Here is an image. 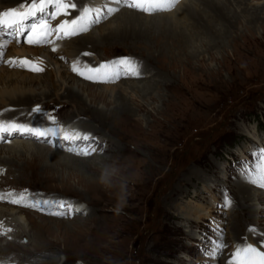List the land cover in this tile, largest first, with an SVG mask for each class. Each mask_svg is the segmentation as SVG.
Masks as SVG:
<instances>
[{
    "label": "rangeland",
    "instance_id": "374dc122",
    "mask_svg": "<svg viewBox=\"0 0 264 264\" xmlns=\"http://www.w3.org/2000/svg\"><path fill=\"white\" fill-rule=\"evenodd\" d=\"M3 1L13 7L22 2H30ZM244 1L238 0L239 10H258L261 18L259 23L249 28L245 24L240 26L238 33L231 35L222 49L207 52L200 48V54L192 62L182 59L180 64L173 66L168 50L160 54L156 51L149 53L144 46H108L112 48L114 55L130 57L134 54L142 59L137 58L143 65L145 59L151 60L153 71L136 80L152 81L157 73H162V78L174 85V88L168 89L162 86L161 94L155 92L157 100H151L145 92L141 93L142 90L137 88H130L123 93L131 109L136 110L137 114V106L140 105L145 106L149 112L137 115L140 119L138 127L115 125L112 121L110 127L107 125V129L102 128V134L112 137L111 142H115L113 145L127 147L128 154H117L118 151L113 147L103 152L99 148L103 142L102 135L92 137L98 149L95 152L98 155L95 158H99L98 166H86L84 169L79 164L70 165L52 176L45 175V168L40 166L37 159L46 160L47 157L40 156L38 152L37 155L33 154L36 159L32 162L19 152L16 156L23 157H11L9 160V156L0 151L1 161H10V165L19 173L23 172L22 175L13 173V183L28 190L31 196H45L48 200L56 197L70 201L72 205L83 204L87 208L86 211L74 214V217L69 215L58 218L46 214L45 211L25 207L17 210L22 211L23 217L27 218L24 227L22 226L24 229L18 224L15 225L17 216L7 217L0 214V223L3 222L0 225L5 231L4 239L0 241V244L4 243L1 244V258H10L15 264L20 261L22 264H31L36 255L52 250L61 255L58 264H226L227 257L239 244L237 239L244 238L237 237L233 230L237 221H245V230L258 226L257 221L264 227V217L261 218V214L256 213L252 219H247V215H240V204L244 207L247 204L242 202L243 197L237 190L242 189L244 184L262 189L244 179L242 165L245 162L251 163L253 154L264 149V0ZM104 2L105 0L98 1L93 5L101 7ZM180 3L181 0L171 10L153 14L171 13L178 9ZM125 8L127 7L122 9ZM115 14L117 12L98 23L100 25L96 24L87 32L67 38V41L72 43L77 38L82 39L111 20ZM60 17L53 22L57 23ZM64 17L76 16L70 12V15ZM4 39L10 40V44L15 43L13 39ZM16 44L18 49L27 45L21 40ZM148 45L153 46V42ZM16 53L14 47L7 45L5 58L13 55L19 59ZM97 53L103 56L102 48ZM86 56L89 57L90 54ZM122 56H104L100 64L118 60ZM94 59L99 63L97 58ZM71 62L63 60V64L50 66V70L44 69L42 72L24 70L39 77H48L51 73V76L56 77L55 69L64 68V65L71 67ZM70 67V70L64 68L62 74L74 73ZM1 69L2 65L0 71ZM169 75L171 78H168ZM5 76L6 74L3 75ZM126 79L128 78H121L114 83L86 82L96 88L104 86L111 89L115 86L118 89L121 88V80ZM70 84L73 82L70 81ZM32 86L34 90H46L41 82ZM82 94L89 104L90 96L88 98L86 92ZM51 103L57 106L60 101L54 100ZM68 105L63 111L66 117L76 115L77 112H81L84 117L91 114L90 110L84 113V108L78 102ZM47 106L49 108L48 103L41 108L40 114L52 115ZM93 107L102 109L103 104L99 101ZM46 118L40 120L44 126L49 124ZM82 119L87 121L83 117ZM60 120H56L55 124L51 123L52 126L62 125ZM78 128L86 131L80 126ZM26 141H30L29 145L34 142L29 139ZM5 144L8 142L1 146ZM100 163H115L121 167L122 176L127 183L123 202L118 201V188L104 187L98 190L94 186L95 182L100 183ZM239 184L242 185L239 187ZM225 193L232 201L227 208L221 206ZM262 206L257 205L256 208ZM10 208L7 204H0L2 211ZM100 223L104 224L105 229L94 230L96 224ZM7 229H11L13 233ZM23 231L30 235L24 236ZM221 232L226 247L217 259H210L205 255V250L210 247L209 242L216 240ZM33 239L34 245L29 246ZM7 240H14L16 244L8 243L5 246Z\"/></svg>",
    "mask_w": 264,
    "mask_h": 264
},
{
    "label": "bare ground",
    "instance_id": "6f19581e",
    "mask_svg": "<svg viewBox=\"0 0 264 264\" xmlns=\"http://www.w3.org/2000/svg\"><path fill=\"white\" fill-rule=\"evenodd\" d=\"M98 1H102V0H74V2L77 4V9L76 10L70 9L69 12H72L73 16H77L76 14H78L79 10L82 9L84 6H92L94 3L96 5ZM244 3L246 2L244 1ZM8 5L9 4L8 3L6 4L5 1L3 0L0 1V9L2 8L8 9L10 7H13ZM110 6H115V5H110ZM237 6H239L238 0H185V1L181 0V3L177 10L171 13L164 12V14H147V13L145 14L143 12L140 13V11L138 13L137 10L129 9L128 7L125 8L127 10L125 9L123 10L122 8L124 7H121L120 10L117 12V14H115V16H113V18L109 20L107 23L102 24L100 27L97 28V30H94L93 32L83 37L82 39L77 38L76 41L72 43L69 42L70 40L67 41V39L66 41H62L63 39H56L54 34L53 37H51V39L53 40V44L51 45H43L41 47H31L34 45L31 46L28 44L26 45L23 36L19 38V42L21 40L23 44L26 45L25 47L18 49L16 41L15 43L10 44L11 43L10 40L7 45L11 46L12 48L14 47L16 49L17 52L16 54L19 57V59L34 60L38 63V65L42 66L45 70H50V66H54V65L59 66L60 64H63L62 63L63 60H68V62L72 61L71 65L73 62L78 60L80 62L78 67H82L83 65L87 64L92 68H96L100 65L101 60L103 59L102 57L104 56H108L109 58L111 57L118 58L122 56V55H114L112 48L108 47L112 45H120L127 47L144 46V48H146V50L149 53L156 51L160 54L164 53L165 50H168L169 54L171 55V59H172L171 62L173 63V66H175L177 64H180V61L182 59L188 60V62H192V59H194V57H197L200 54V48H204V50L207 52H210L213 49L224 48L225 43L229 39V37L233 34H237L238 30H240L239 27L243 26V24H245V26L249 28V27H254L259 23L261 18L258 10H254L252 12L245 10L240 11L239 10L240 7ZM73 18L75 17L65 18L64 16H61L59 18L58 23H60V21L64 19L71 20ZM30 22L31 21H29V23ZM10 31L11 30L5 31L3 39L4 38L13 39L8 35ZM151 41L153 42V46L148 45V43L149 42L151 43ZM53 47L56 48L55 52L52 51ZM99 48H102L103 56L98 55L97 51ZM152 48L155 49L153 50ZM84 53H88L90 54V56L87 57L86 55H84ZM136 54L138 55V53ZM10 57L11 59L14 58L13 55H8L5 58V60H9ZM94 58H97L98 59L97 61H99V63H96V60ZM130 58H133L136 61H138V59H141L139 57L134 56V54L133 56H130ZM138 62L140 64L141 75L139 77L121 75V78H128V79L124 81L121 80V82L119 83L121 88L118 89L115 86L111 89H108L107 87L104 86H98L96 88L95 86H93V84L87 83L86 79L79 76L78 74L74 75V73L72 72L70 74L69 73L62 74L64 68L66 70H70L69 69L70 66L67 68L66 65H64V68L62 67H58L56 69L54 68L55 69L54 73L57 74L56 77L51 76L52 73L50 75H47L48 77H39L33 75L32 73L25 72L23 68L21 69H23L24 71L21 69H16L14 66H10L8 63L2 64L3 69H1L0 71L1 72L0 85H2L3 87H0V120L17 121L29 125L41 126L42 124L40 120L46 118V115L44 114L45 115L44 116L40 113L34 114L32 110L36 106L42 108L44 105H47L48 103L49 108L47 106L48 108L47 110L50 109L53 115L59 117V119H61L60 121L62 125H67L70 128L75 127L74 130L71 129L70 131H79L83 134H89L91 137H98L102 135L101 139L103 140V142L100 144L99 148L101 150H104L103 152H105L106 150L108 151L110 147H113L118 151L117 154H120L121 152H122L121 154L123 153L128 154L127 147L122 146L121 148L119 146L113 145V143L115 142L113 143L111 142L113 141L111 140L112 137L106 135L105 134L106 132L104 133L106 136L102 134V128L107 129V125L110 127L112 121L115 125L124 124L129 127L130 126L138 127V125L140 124V119L137 118V115L139 116V113L147 112L146 107L140 105L137 106L138 109V114H137L136 110L131 109L127 97L124 96L123 93H125L126 90L130 88L133 90L137 88L142 90L141 93L145 92L151 100H157V97L154 95V93L157 92L161 94L160 89L162 88V86H166L167 89L168 87L174 88V85L171 84L169 80L167 81V79L164 80L162 78V73L161 74L157 73L155 75V79H153L152 81L145 82L142 80L143 81L142 82L141 80H136L140 77H146L147 75H149L150 72L153 71L152 67H154L151 64V60L148 58L147 60L145 59L144 65L141 61ZM10 67H13V69H11ZM54 73L53 75H55ZM4 74H6L5 77H3ZM168 78H171V75H169ZM70 81H72L73 84H70ZM40 82L43 83V85H45L46 90L33 89L32 84H37ZM85 92L88 94V98L90 96L89 104L86 102L82 94ZM54 100H59L61 105L60 104L57 105V103H55L57 106L53 105L51 101ZM99 101L100 103L103 104L102 109L93 107ZM74 102H78V104H80L82 108H84V113L87 112V110H90L91 114L84 117L82 116L81 112L80 113L77 112L76 115H69L68 117H66L65 112L63 111L69 107L68 105L69 103H74ZM82 117L84 119H87V121H84ZM37 119L38 121H36ZM155 121L158 123L156 118ZM48 126H52L51 122H49ZM77 126L78 127L80 126L86 131L84 132L80 131V129ZM59 127L62 128V126ZM29 140L34 141L32 145H29L30 141H26L25 138H20V137L13 138L10 140V142H8V144L1 146L2 144L1 143L0 151L5 152V154L9 156V157L7 156L9 160H11V157L12 159H20V157H23L22 155H25L27 156V159H30L32 162L34 159H36L35 156L37 155L38 152L40 156L47 157L46 160L37 159L39 161L40 166H43L45 168V175L50 174L53 176L56 173L61 172L62 170L64 171V169H66L70 165L79 164V166H82V168L84 167L86 168V166L88 167L98 166L97 163L99 158H97L98 160L95 158L96 156H98L96 153L87 157H82V156L74 155L67 151H66L67 153H65L60 147L61 141L59 140H54L55 146L56 145L58 146L57 148L56 147L53 148L52 145L48 143H39L33 139H29ZM18 152L22 154L19 157L16 156L17 154H19ZM33 154L36 155L33 156ZM77 157L86 158V159H79ZM102 160L104 161L107 159H102ZM100 165L102 164L100 163ZM0 168L3 169V172H0V193H5V194L18 193V192L29 193L28 190H23L21 187L16 186L13 183L14 177H12V175L13 173H17L18 171L12 165H10V161H5V159L3 161L0 160ZM21 173L23 174V172ZM21 173L19 174L22 175ZM5 182H9V184H4ZM241 185L242 184H239V187ZM94 186L97 187L98 190L103 189L105 187L104 185L98 182H95ZM243 186L244 187H242V189L239 188L237 190L238 193L243 197L242 202L245 201L247 206L244 207L242 203H241L242 205L240 204L239 206V210L241 212L240 215L241 216L247 215L246 216L247 219H252V217H254L256 213H259L261 214V218L264 217V190L256 189L253 186H249L245 184ZM31 197L35 199L37 198V200L46 199L45 196H43L42 198L38 196H31ZM7 200H8V196H5V200L0 201V204L2 205L7 204L11 208L10 210L6 209L5 211H2L0 209V214H3L7 217L17 216V218H15L16 219L15 225L18 224V226H20L21 228L24 225V222L27 220V218L23 217L22 211H17V210L25 209V207L8 203L6 202ZM49 200H62V199L51 197ZM77 205H80V207H77ZM257 205H263V206L258 209L256 208ZM16 206H19V208ZM84 207L85 205L83 204L81 205L80 203H75L72 205V209L75 210V214L80 213L82 211H86L87 208ZM244 222L245 221L243 220L237 221V223L233 226V230L234 232L237 233L236 235L237 237L244 236L243 239L240 238L237 239L238 243L244 244L245 242H250L255 244L257 243L256 245L259 246L260 244L259 242L264 240L263 224L261 222L260 224L257 221L258 226H255L256 232L250 233L249 229L247 230L244 229L243 227ZM9 225L13 226L14 224L13 225L9 224ZM104 229L105 226L104 224L101 223L96 224L94 228V230L97 231H101ZM66 231H68V229ZM28 235L30 234L24 232V236H28ZM4 237H5V231L3 230V234H0V241L4 239ZM7 241L8 242L5 243V246L8 245V243H14V240H7ZM1 244H0V250H1ZM32 245H34V239L29 246ZM60 256L61 255H59L58 252L48 250L36 255V257H34L35 259L32 261L31 264H58L60 260ZM2 258L0 257V264H15L14 261H10V258L7 259L4 258L2 259ZM229 258L230 256L227 257L226 264H228ZM67 259L68 258L66 256V260ZM19 264H22V262L20 261Z\"/></svg>",
    "mask_w": 264,
    "mask_h": 264
},
{
    "label": "snow or ice",
    "instance_id": "6c2138e0",
    "mask_svg": "<svg viewBox=\"0 0 264 264\" xmlns=\"http://www.w3.org/2000/svg\"><path fill=\"white\" fill-rule=\"evenodd\" d=\"M178 3L179 0H105L101 7L84 6L75 18L64 19L53 26L51 21L60 16L70 15V9H77L74 0H30V2H22L17 7L0 10V65L8 63L10 66L33 72L44 70L34 60L16 58L5 60V51L9 43V40L3 39L6 30H11L8 35L17 43H19V38L23 36L24 42L28 45H51L53 44L51 37L54 34L56 39H67L87 32L91 27L118 12L121 7L153 14L171 10ZM29 21L31 22L29 23ZM52 51L55 52L56 48L53 47ZM84 55L89 54L84 53ZM79 64L78 60L73 62L72 71L86 80L97 83H114L121 78V75L133 77L141 75L139 62L130 57H122L115 61L102 63L96 68L87 64L78 67ZM32 112L39 114L42 113V109L36 106ZM45 115L49 122L56 123L54 117ZM16 137L33 139L36 142L48 143L52 146H55L54 140H59L63 151L82 157L90 156L98 151L95 147L94 138L89 134L67 131L58 126H34L17 121L0 120V143L10 142ZM242 175L247 182L264 189V149L253 154L251 163L245 162V165H242ZM5 196H8L6 201L8 203L45 211L46 214L58 218L75 214L70 201L37 200L26 192L0 193V201H4ZM231 204V199L225 193L221 206L227 208ZM7 231H11V229H7ZM249 232L255 233L256 229L250 227ZM0 234H3L2 225H0ZM222 235L221 232L216 240L209 242L210 247L205 250V255L210 259H217L223 253L226 245L223 243ZM228 264H264V240L260 242L259 246L250 242L236 245L235 250L230 253Z\"/></svg>",
    "mask_w": 264,
    "mask_h": 264
},
{
    "label": "clouds",
    "instance_id": "9594fccd",
    "mask_svg": "<svg viewBox=\"0 0 264 264\" xmlns=\"http://www.w3.org/2000/svg\"><path fill=\"white\" fill-rule=\"evenodd\" d=\"M99 182L107 188H118V201L125 199L127 183L122 176L121 167L115 163H104L100 168Z\"/></svg>",
    "mask_w": 264,
    "mask_h": 264
}]
</instances>
